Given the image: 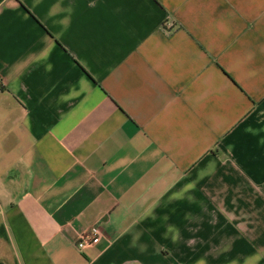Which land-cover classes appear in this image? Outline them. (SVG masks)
Listing matches in <instances>:
<instances>
[{"label": "crops", "instance_id": "obj_1", "mask_svg": "<svg viewBox=\"0 0 264 264\" xmlns=\"http://www.w3.org/2000/svg\"><path fill=\"white\" fill-rule=\"evenodd\" d=\"M0 264H264V0H0Z\"/></svg>", "mask_w": 264, "mask_h": 264}, {"label": "built area", "instance_id": "obj_2", "mask_svg": "<svg viewBox=\"0 0 264 264\" xmlns=\"http://www.w3.org/2000/svg\"><path fill=\"white\" fill-rule=\"evenodd\" d=\"M102 232L99 225L92 226L85 234L77 240V247L86 253L89 247L95 246L99 243Z\"/></svg>", "mask_w": 264, "mask_h": 264}]
</instances>
